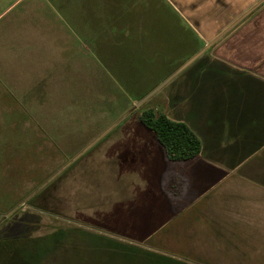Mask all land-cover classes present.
<instances>
[{
  "label": "rangeland",
  "instance_id": "obj_1",
  "mask_svg": "<svg viewBox=\"0 0 264 264\" xmlns=\"http://www.w3.org/2000/svg\"><path fill=\"white\" fill-rule=\"evenodd\" d=\"M135 4L124 18L100 16L103 3L91 16L79 6L65 57L72 65L63 60L60 75L47 76L30 113L14 100L4 118L0 264H162L154 255L264 264V183L238 181L263 158L264 106L230 99L224 76L186 96V78L214 45L138 106L203 48L194 50L198 39L166 0ZM149 109L189 124L201 154L170 161L140 121Z\"/></svg>",
  "mask_w": 264,
  "mask_h": 264
},
{
  "label": "crops",
  "instance_id": "obj_2",
  "mask_svg": "<svg viewBox=\"0 0 264 264\" xmlns=\"http://www.w3.org/2000/svg\"><path fill=\"white\" fill-rule=\"evenodd\" d=\"M166 1L185 22V31L193 32L198 39L196 50L203 48L259 0ZM96 2L103 3L100 16L113 14L124 18L140 0H0V128L7 124L3 120L15 112L14 100L21 105L16 107L17 110L29 112L32 99L45 97L47 76L51 80L55 75L59 76L63 60H66L64 65H72L71 54L65 59L67 50H72L68 37L72 31V18L77 17L79 6L91 16ZM106 3H112L110 7L117 9V13L106 14ZM260 8L251 19L236 26L215 44L211 58L205 59L188 75L183 89L187 97L194 100L206 87L215 85L214 88H218L215 83L222 84L224 76L230 87V99L237 96L239 103L245 104L254 97L264 106V9ZM242 83H246V95L236 91L243 89ZM262 153L259 163L248 165L243 170L245 178L238 181L261 179L259 182L264 183V150Z\"/></svg>",
  "mask_w": 264,
  "mask_h": 264
},
{
  "label": "trees",
  "instance_id": "obj_3",
  "mask_svg": "<svg viewBox=\"0 0 264 264\" xmlns=\"http://www.w3.org/2000/svg\"><path fill=\"white\" fill-rule=\"evenodd\" d=\"M141 123L156 134L157 141L164 147L167 158L172 162L188 161L202 152V142L193 129L182 121H176L164 113L149 109L140 117ZM156 256V263L184 264L175 258Z\"/></svg>",
  "mask_w": 264,
  "mask_h": 264
},
{
  "label": "water",
  "instance_id": "obj_4",
  "mask_svg": "<svg viewBox=\"0 0 264 264\" xmlns=\"http://www.w3.org/2000/svg\"><path fill=\"white\" fill-rule=\"evenodd\" d=\"M264 4V0H259L257 3H255L250 9H248L245 13H243L240 17H238L233 23H231L228 27H226L221 33H219L214 39L211 41H208L206 45L203 47L201 51H199L194 57H192L187 63L182 65L180 68H178L165 82H163L161 85H159L156 89H154L151 93H149L146 97L141 99L137 104L140 106L147 100H149L153 95H155L163 86H165L167 83H169L171 80H173L175 77H177L183 70H185L189 65H191L196 59H198L202 54H204L208 49H210L213 45L218 43L223 37H225L229 32H231L236 26H238L245 18H247L253 11H255L257 8H259L261 5ZM29 209H33L32 207L28 206ZM42 213H45L43 211H39ZM46 214V213H45ZM63 219V218H60ZM66 220V219H64ZM70 223H74L79 226L81 225L77 222L66 220ZM86 227V226H85ZM89 228V227H86ZM91 229V228H89ZM93 230V229H91Z\"/></svg>",
  "mask_w": 264,
  "mask_h": 264
},
{
  "label": "flooded vegetation",
  "instance_id": "obj_5",
  "mask_svg": "<svg viewBox=\"0 0 264 264\" xmlns=\"http://www.w3.org/2000/svg\"><path fill=\"white\" fill-rule=\"evenodd\" d=\"M31 207V206H30ZM33 209H35V210H38V209H36V208H34V207H32Z\"/></svg>",
  "mask_w": 264,
  "mask_h": 264
}]
</instances>
